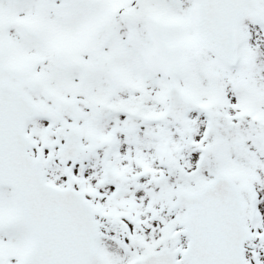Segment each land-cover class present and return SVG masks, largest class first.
<instances>
[{"label": "snow or ice", "instance_id": "1", "mask_svg": "<svg viewBox=\"0 0 264 264\" xmlns=\"http://www.w3.org/2000/svg\"><path fill=\"white\" fill-rule=\"evenodd\" d=\"M0 264H264V0H0Z\"/></svg>", "mask_w": 264, "mask_h": 264}]
</instances>
